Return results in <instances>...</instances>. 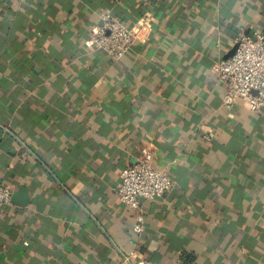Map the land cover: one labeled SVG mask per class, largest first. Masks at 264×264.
Wrapping results in <instances>:
<instances>
[{"label":"crops","instance_id":"0c3cea01","mask_svg":"<svg viewBox=\"0 0 264 264\" xmlns=\"http://www.w3.org/2000/svg\"><path fill=\"white\" fill-rule=\"evenodd\" d=\"M106 12L153 30L113 58ZM263 28L264 0H0V264H264V109L211 69ZM143 147L173 184L136 233L117 185Z\"/></svg>","mask_w":264,"mask_h":264},{"label":"built area","instance_id":"2783aa9c","mask_svg":"<svg viewBox=\"0 0 264 264\" xmlns=\"http://www.w3.org/2000/svg\"><path fill=\"white\" fill-rule=\"evenodd\" d=\"M101 20L89 33L88 43L120 59L138 41L149 37L155 17L147 12L136 24L128 25L111 12H106L101 15ZM236 44L238 46L232 56L217 60L211 67L226 87L223 104L232 107L237 99H242L251 111L260 112L264 109V28L256 31L254 36L240 31ZM210 132L204 129L206 139L210 138ZM172 184L169 171L155 162V152L150 147H143L135 162L122 170L117 196L133 213L134 232L143 231L142 199L162 197L171 190ZM11 203L12 190L0 174V213ZM24 244L28 245V241ZM123 262L131 264L129 257H125ZM172 264L190 263L178 260Z\"/></svg>","mask_w":264,"mask_h":264},{"label":"water","instance_id":"95a60500","mask_svg":"<svg viewBox=\"0 0 264 264\" xmlns=\"http://www.w3.org/2000/svg\"><path fill=\"white\" fill-rule=\"evenodd\" d=\"M237 44H235V46L233 47V49L230 51V53L228 54V56L227 57H229V56H232L234 53H235V51H236V49H237Z\"/></svg>","mask_w":264,"mask_h":264}]
</instances>
